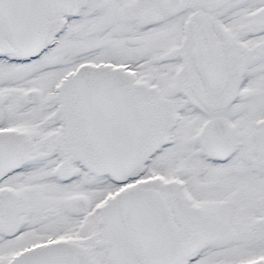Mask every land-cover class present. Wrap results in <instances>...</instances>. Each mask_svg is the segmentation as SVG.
<instances>
[{
  "label": "snow or ice",
  "instance_id": "1",
  "mask_svg": "<svg viewBox=\"0 0 264 264\" xmlns=\"http://www.w3.org/2000/svg\"><path fill=\"white\" fill-rule=\"evenodd\" d=\"M0 264H264V0H0Z\"/></svg>",
  "mask_w": 264,
  "mask_h": 264
}]
</instances>
